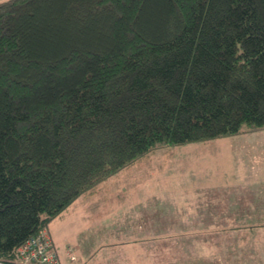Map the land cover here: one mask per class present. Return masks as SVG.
<instances>
[{
    "label": "trees",
    "instance_id": "obj_1",
    "mask_svg": "<svg viewBox=\"0 0 264 264\" xmlns=\"http://www.w3.org/2000/svg\"><path fill=\"white\" fill-rule=\"evenodd\" d=\"M261 129L264 0H0V264L159 147Z\"/></svg>",
    "mask_w": 264,
    "mask_h": 264
},
{
    "label": "rangeland",
    "instance_id": "obj_2",
    "mask_svg": "<svg viewBox=\"0 0 264 264\" xmlns=\"http://www.w3.org/2000/svg\"><path fill=\"white\" fill-rule=\"evenodd\" d=\"M250 181L256 202L247 208L259 215L252 219L236 200L246 197ZM261 189L264 129L168 145L79 196L49 231L61 264H250V248L240 250V244L252 230L232 234L224 229L235 226L232 220L199 219V209L264 220ZM218 221L220 234H203Z\"/></svg>",
    "mask_w": 264,
    "mask_h": 264
},
{
    "label": "crops",
    "instance_id": "obj_3",
    "mask_svg": "<svg viewBox=\"0 0 264 264\" xmlns=\"http://www.w3.org/2000/svg\"><path fill=\"white\" fill-rule=\"evenodd\" d=\"M261 130H263V129H261ZM256 131H258V130H256ZM248 132H253V131H248ZM242 133H246V132H242ZM238 134H241V133H238ZM250 183L251 184H247L246 185V187H245V189L243 190V195H245L246 197H243V199H237L236 198V200L237 201H239L240 203H241V205L243 204V206L241 207V212L242 211H247L248 213H249V218L248 219H252L253 217H258L259 215H256V214H252V213H254V212H256V211H258V210H251V209H248L247 208V205H248V203H253V204H255L254 202H256V201H253L254 200V196H255V194H254V191H253V189H254V187H251L252 186V181H250ZM215 192V194H217L218 193V191L216 190V191H214ZM225 194H229L228 192H226ZM224 194V195H225ZM260 194H263L264 195V189H261V191H260ZM205 197H207V199H206V201H209V199L208 198H210L211 199V197H209V195L208 196H205ZM203 198V197H202ZM224 198V197H223ZM261 198H264V196H262ZM218 199V198H217ZM219 200V199H218ZM217 205H228V203H225V202H221V201H219L218 202V204ZM221 210H225V209H220V208H216V209H212V210H205V209H199V211H200V218L199 219H211V218H213L214 220H238V219H240V220H246L245 219V217L244 216H242L240 213V216H235V215H231V214H229V213H226V214H224L223 216H222V218H221V216L219 215V213H217V212H224V211H221ZM60 216V215H59ZM261 218H264V217H262V216H260ZM221 221L219 222H217V223H212V225H209V228L211 229V231L210 232H206V231H204L203 232V234L204 233H207V234H210V233H214V234H220L221 232H222V228L220 227V225H222L221 224ZM223 226V225H222ZM225 227L226 228H224V229H232L233 231L231 232L232 234H235V233H237L238 231L239 232H242V231H249L248 229H244L243 227L241 228V229H239V227L237 226V224L235 223V226L233 225V226H230V227H227L226 225H225ZM215 228V229H214ZM213 229V230H212ZM244 229V230H243ZM213 231V232H212ZM199 233V232H198ZM197 233V234H198ZM54 242V241H53ZM244 243V242H243ZM242 243V244H243ZM242 244H240V245H242ZM54 246H55V250H56V245L54 244ZM57 251V250H56ZM58 252V254H59V258H60V264H61V254H60V251L58 250L57 251ZM67 253H68V250H67ZM83 257H84V255H83Z\"/></svg>",
    "mask_w": 264,
    "mask_h": 264
},
{
    "label": "built area",
    "instance_id": "obj_4",
    "mask_svg": "<svg viewBox=\"0 0 264 264\" xmlns=\"http://www.w3.org/2000/svg\"><path fill=\"white\" fill-rule=\"evenodd\" d=\"M37 233L36 237L18 248L21 264H60L49 230L41 229Z\"/></svg>",
    "mask_w": 264,
    "mask_h": 264
},
{
    "label": "bare ground",
    "instance_id": "obj_5",
    "mask_svg": "<svg viewBox=\"0 0 264 264\" xmlns=\"http://www.w3.org/2000/svg\"><path fill=\"white\" fill-rule=\"evenodd\" d=\"M38 234H39V233H37V234L33 235L32 237H30V238H29L26 242H24L22 245L28 243L29 240H31L32 238L36 237ZM22 245H21V246H22ZM54 249H55V246H54ZM57 253H58V252H57ZM58 255H59V254H58ZM59 259H60V258H59ZM20 264H21V263H20Z\"/></svg>",
    "mask_w": 264,
    "mask_h": 264
}]
</instances>
